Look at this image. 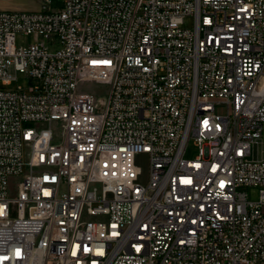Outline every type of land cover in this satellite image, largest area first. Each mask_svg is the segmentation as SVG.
Here are the masks:
<instances>
[{"label":"built area","instance_id":"1","mask_svg":"<svg viewBox=\"0 0 264 264\" xmlns=\"http://www.w3.org/2000/svg\"><path fill=\"white\" fill-rule=\"evenodd\" d=\"M60 1L0 10V264H264V0Z\"/></svg>","mask_w":264,"mask_h":264},{"label":"rangeland","instance_id":"2","mask_svg":"<svg viewBox=\"0 0 264 264\" xmlns=\"http://www.w3.org/2000/svg\"><path fill=\"white\" fill-rule=\"evenodd\" d=\"M42 0H0V10H7V11H25V12H31V11H37L40 9ZM61 6L60 0H54V7ZM186 26L192 27L193 26V19L188 18L186 20ZM32 37L30 36H19L17 39L18 44H28L32 42ZM37 81L34 79L27 78L24 74H19V78L17 81H14L11 85L6 86L5 88L7 90H13L17 89L18 87H29L31 85L36 84ZM87 88L94 92L99 93H105L106 86L103 85H91L87 86ZM34 123L27 122L24 124V127H33ZM254 154L256 157L263 158L264 159V134L262 138L254 145L253 147ZM197 155V149L193 145V141L191 140L188 143L187 151H186V157L188 159H193ZM137 164L140 166L142 171V181L146 182L147 175L149 171V162L146 155H139L137 158ZM246 191L249 194V198L252 201L257 200L259 196V189L256 187H249L246 189Z\"/></svg>","mask_w":264,"mask_h":264}]
</instances>
